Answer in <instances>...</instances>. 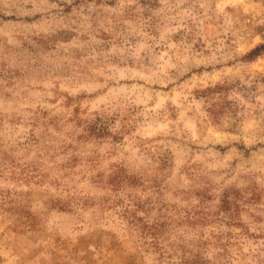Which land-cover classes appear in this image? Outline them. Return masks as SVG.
Masks as SVG:
<instances>
[{"label": "rangeland", "instance_id": "374dc122", "mask_svg": "<svg viewBox=\"0 0 264 264\" xmlns=\"http://www.w3.org/2000/svg\"><path fill=\"white\" fill-rule=\"evenodd\" d=\"M260 46L264 0H0V264H264Z\"/></svg>", "mask_w": 264, "mask_h": 264}, {"label": "trees", "instance_id": "16d2710c", "mask_svg": "<svg viewBox=\"0 0 264 264\" xmlns=\"http://www.w3.org/2000/svg\"><path fill=\"white\" fill-rule=\"evenodd\" d=\"M261 48H264V46L256 47V48L252 51V53H255L256 51H258V50L261 49ZM121 182H122V181H115V182L113 183V181H112V182H107V183H110L111 185L115 186V185H120ZM143 227H144L146 233H147V231H149V230H153V229H154V228H152L151 226H146V225L143 226ZM161 231L164 232V229H162ZM149 234H150V233H149Z\"/></svg>", "mask_w": 264, "mask_h": 264}]
</instances>
